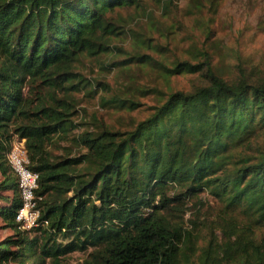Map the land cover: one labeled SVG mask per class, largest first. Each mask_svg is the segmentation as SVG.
<instances>
[{"label": "trees", "instance_id": "16d2710c", "mask_svg": "<svg viewBox=\"0 0 264 264\" xmlns=\"http://www.w3.org/2000/svg\"><path fill=\"white\" fill-rule=\"evenodd\" d=\"M147 1L162 15L172 5L0 0V218L14 230L0 242V264H60L74 253H87L81 264H264V68L235 64L225 78L206 50L155 61L142 48L161 49L121 15L142 13ZM124 37L136 40L131 50L115 44ZM116 54L127 58L104 68L150 66L165 90L137 89L153 104L134 126L88 118L78 130L85 111L73 93L99 87L78 66ZM185 76L189 88L173 91L168 82ZM105 104L142 107L118 94ZM14 140L38 174L46 222L28 231L15 223L22 202L6 161ZM204 194L219 207L216 220L199 216Z\"/></svg>", "mask_w": 264, "mask_h": 264}, {"label": "rangeland", "instance_id": "374dc122", "mask_svg": "<svg viewBox=\"0 0 264 264\" xmlns=\"http://www.w3.org/2000/svg\"><path fill=\"white\" fill-rule=\"evenodd\" d=\"M171 1L172 5L164 15L162 5L155 1L145 2L142 13L133 11L121 13L127 20L129 18L133 20L129 24L132 30L151 38L150 45L162 51L154 52L151 48L143 47L142 50L147 56L159 63L167 64L175 60L190 61V52L206 50L212 57L213 65L225 78L234 74L235 64L244 68H264V0ZM115 44L124 50H131L136 40L124 37ZM126 58L123 54H116L112 59L85 60L78 66V72L86 80L99 82L95 94H88L87 92L90 93L88 87L73 93L75 105L85 111L78 115L80 119L76 118L78 130L87 127L88 118H96L106 126L120 130L134 126L147 116L146 108L153 104L152 98H143L137 93V89L165 90L166 84L162 73L150 66L131 65L123 70L116 69L113 65L109 68L103 67V63L108 60L111 62ZM190 78L189 76L172 78L168 83L173 91L187 90ZM95 86L92 85L90 89L94 91ZM115 94L121 98H134L142 107L133 112L115 110L110 104H105V101ZM202 200L204 204L199 216L210 221L216 220L219 208L217 204L206 194L202 195ZM192 216L194 213L188 211L185 221ZM13 235L12 227L0 218V242ZM86 254L74 253L64 258L60 264H81Z\"/></svg>", "mask_w": 264, "mask_h": 264}, {"label": "built area", "instance_id": "2783aa9c", "mask_svg": "<svg viewBox=\"0 0 264 264\" xmlns=\"http://www.w3.org/2000/svg\"><path fill=\"white\" fill-rule=\"evenodd\" d=\"M6 161L17 177L22 202L21 208L15 215V223L21 230L36 229L39 225H46V222L39 221L38 201L41 199L35 196V191L38 189V174L28 169V155L23 141L14 140L11 150L6 155Z\"/></svg>", "mask_w": 264, "mask_h": 264}]
</instances>
